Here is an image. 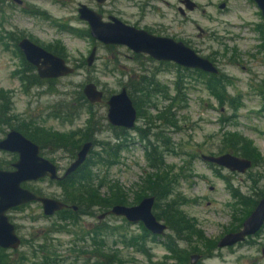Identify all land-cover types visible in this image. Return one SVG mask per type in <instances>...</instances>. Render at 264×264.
I'll return each mask as SVG.
<instances>
[{
  "label": "rangeland",
  "instance_id": "rangeland-1",
  "mask_svg": "<svg viewBox=\"0 0 264 264\" xmlns=\"http://www.w3.org/2000/svg\"><path fill=\"white\" fill-rule=\"evenodd\" d=\"M179 1L154 0L157 9L146 12L144 24L183 41L199 55L210 59L220 70L219 74L228 79L225 90L239 101L236 109L227 104L220 106L206 79L192 69L186 71L175 63L139 55L123 45H105L84 32L88 24L78 18L77 8L79 3L89 5L92 0H23L22 5L16 0H3L0 2V90L9 97V108L8 116L3 118V107H0V139L12 129L4 125L6 120H11L13 125L21 122L28 129L38 127L47 132L69 134L86 129L88 120L93 117L97 127L92 131L93 137L101 142L113 141L105 101L94 104L91 113L84 106L79 110L76 92L82 91L87 82H94L104 96H110L123 87L133 90L138 86L137 81L145 76L153 84L142 92L134 91L143 97L139 101L142 113L137 114L135 126L127 130L126 146L119 149L117 157L107 158L99 145L94 146L91 151L95 154H89L91 161L85 170L90 182L101 196L108 194L110 184L122 187L128 196L125 205H134L130 203L135 200L139 185L148 174L156 172L149 160L154 146L156 156L164 166H172L171 174L177 176L168 200L180 201L179 209L202 233V238L194 235L190 241H179L190 254L200 253L195 264H264V228L241 243L217 246L220 238L236 228L237 218L241 216L242 204L236 203L232 189L257 201L264 196L254 195L256 191L264 193V92L260 90L264 91V49L260 45L264 33L259 32V29L264 30V20L251 0H192L199 7L193 11L185 9V16L177 9L183 7ZM113 2L122 12V18L136 19L138 10L132 7L130 0L109 1L105 3V10H111ZM221 2H225L223 9L219 8ZM128 13H133V17L127 16ZM198 27L205 33L199 35ZM10 33L18 40L26 36L44 47H56L60 43L68 64L75 68L74 73L56 78L49 86L27 85L22 56ZM94 46L95 59L87 66L86 58ZM176 83L180 94L174 97ZM72 96L73 104L77 105L75 113L71 119L59 116L67 108L63 105L65 109L59 112L62 104L58 103ZM173 97L175 101L171 100ZM4 102L0 101L1 106ZM172 118L177 120L178 127L169 124L168 119ZM228 132L248 139L260 155L257 165L252 163L244 173L208 164L200 158L201 154L231 153L221 146V139ZM162 137L168 138L167 146ZM41 154L58 166L59 174L71 161L69 151L63 148L53 149L47 145L41 149ZM99 157L107 162H99ZM11 159V154L0 152V164ZM112 159L116 161L112 163ZM25 186L60 199L65 198L64 188L67 187L48 178ZM104 211V208L94 207L88 214H79L73 223L69 218L64 219V214L45 216L37 202L11 208L7 215L22 241L15 249L0 247V252L11 261L23 256L24 261L33 264L37 260L33 255L42 254L37 251H41L39 245L45 243L49 253H55L58 258L55 264H91L100 260L98 245L94 243L102 241L103 251H117V255L131 261L130 264H150L148 254L125 245L122 238H118V234L124 233L139 235L140 223L132 224L112 215L99 219L98 215ZM58 224L66 228L60 231L56 228ZM166 233L173 236L172 231ZM165 238H146L145 246L152 260L170 254L162 241Z\"/></svg>",
  "mask_w": 264,
  "mask_h": 264
},
{
  "label": "water",
  "instance_id": "water-1",
  "mask_svg": "<svg viewBox=\"0 0 264 264\" xmlns=\"http://www.w3.org/2000/svg\"><path fill=\"white\" fill-rule=\"evenodd\" d=\"M21 4L20 0H16ZM259 9L264 20V0H251ZM185 8L193 10L196 3L192 0H182ZM224 4H220L222 8ZM183 13L184 9L180 8ZM78 18L88 24L89 34L95 40L105 45H123L134 53H142L157 61H168L187 69H199L206 73L218 74L219 69L208 58L199 55L181 40L168 36H156L144 29L127 25L116 17L104 21L102 16L85 4L78 6ZM17 46L25 60L35 67L37 75L42 79H56L74 73L62 56L46 50L41 45L24 36L19 39ZM96 56L94 46L86 58L87 66H91ZM82 94L90 104L104 101V92L94 82H87L82 88ZM107 105L106 119L111 126L122 127L126 130L135 126L137 111L125 87L111 94L105 100ZM93 148L91 140L85 141L76 152L75 158L69 163L62 175L51 160L40 155L39 146L23 135L17 129L9 130L0 140V150L17 152L19 157L13 163L14 170H0V246L15 249L21 238L16 234L15 226L9 221L7 210L29 202H39L45 216H52L63 210L67 204L55 197L38 195L29 189L21 187L24 181L37 180L48 176L50 180H62L76 171L88 158ZM202 161L225 167L230 171L244 173L252 166V161L231 153L219 155L201 154ZM155 196L142 198L137 204L128 206L114 204L108 210L98 215L99 219L112 215L123 217L127 222L141 223L144 228L156 236L166 234L167 226L158 220L153 212ZM73 210L76 205H71ZM264 225V196L260 197L254 208L243 220L236 231L227 232L217 241V246H230L256 234ZM264 254V247L262 248ZM200 253L190 254V264H195Z\"/></svg>",
  "mask_w": 264,
  "mask_h": 264
},
{
  "label": "trees",
  "instance_id": "trees-1",
  "mask_svg": "<svg viewBox=\"0 0 264 264\" xmlns=\"http://www.w3.org/2000/svg\"><path fill=\"white\" fill-rule=\"evenodd\" d=\"M2 3L3 0H0ZM264 26V24H263ZM67 29V27H66ZM69 30H72L71 28H68ZM78 31L77 33H79ZM84 32L87 34L89 33V28L86 29ZM259 32L261 34L264 33V30L259 29ZM13 33L9 34V37L13 41H15L14 46L18 48L17 46V40L18 38L13 36ZM262 45L261 48L264 49V35L262 37ZM44 47V46H43ZM45 49L51 51L54 54H57L59 56L64 57L67 60V54L65 52L64 47L57 43L56 47H44ZM19 54L22 56V61L24 64V80L27 81V85H34V86H42L45 84L51 85L57 81V79H42L40 78L37 73L34 66L29 64L21 51L18 49ZM140 55V53H139ZM138 55V56H139ZM75 69V68H74ZM184 70L188 71L189 69L184 68ZM193 72H195L200 78L206 79V84L214 97L217 99L220 106H223L225 104L229 105L231 108L236 109L239 105V101L231 97L225 90L226 82L228 81L227 78L222 77L221 74H212V73H206L199 69H192ZM227 79V80H226ZM138 86L134 88L133 90H127L128 94L130 95L134 106L136 108L137 114L142 113V105L139 103V101H142L143 97L141 95L137 96L136 92L134 91H140L142 92L144 89L149 88L150 85H152V80L145 78V76H142L140 80L137 81ZM261 92H264L260 88ZM77 96L75 97L77 99V105L80 106L78 109L80 110L82 106L86 108V110L91 113L94 104H90L85 97L82 94L81 90H78L76 92ZM180 94V88L178 83H176V94L174 97L178 96ZM263 94V93H262ZM73 97L67 99L64 98L62 101H60L58 104L60 105L61 112L63 109V105L66 106L67 109H65V112L59 113V116H64L68 119H71V116L76 111V106L73 104ZM108 96H104V101ZM173 99L175 101L176 99ZM2 99L5 100V102L0 103V107H3V118L7 117L8 115L7 110L9 108V97L4 94L2 90H0V101L2 102ZM102 101V102H104ZM101 102V103H102ZM167 111L170 110V108L166 109ZM2 109L0 110L1 114ZM165 113V112H163ZM58 115V114H57ZM14 117V116H13ZM16 117H14L15 119ZM169 124L174 127H178L177 120L174 118L168 119ZM95 122L93 120V117L88 120V124L86 129H78L73 130L69 134H60L58 132L53 131H43L39 129L38 127H35L34 129H28L25 124L21 122H17V124L13 125L11 123V120L7 122L5 121L4 125L10 126L12 128H16L21 133H23L26 137L31 139L33 142L38 144L41 149L45 148V145L48 142V148L51 147L53 149L63 148L69 151L70 157L74 158L76 151L81 147V145L88 140H91L93 142V147L96 145L100 146L101 151L104 153L105 157L118 156V151L120 148H123L126 146V138H127V130L122 127H114L110 126V129L113 132V141L107 140L104 142L98 141L93 137L92 131L96 130ZM164 138V145H166L168 138ZM167 146V145H166ZM221 146L223 149L227 152H231L232 154L242 157V158H248L252 161L253 165H257L256 161L260 160V155L258 154L256 148H254L251 145V142L242 137L239 133H226L222 139H221ZM151 155H149V160L151 162V166L156 168L155 173L148 174L144 180L142 185H139L138 191L135 192V200L133 203L130 204H137L142 198L146 196L153 195L155 196V203L153 205V212L158 220H162L166 226L167 230L173 232V236L170 234H165L163 236H156L149 233L144 226L140 223L141 233L137 236H127V234H118V238H122V242L127 246H132L135 248V250H139L145 254H148L149 257V263L150 264H188L189 260V254L190 250L187 248H183L180 245V240L182 241H190L194 235L196 238H202V233L194 227L192 224V220L188 219L185 213L179 209V206L181 205L180 201H177L174 198H171L168 200V198L171 196L175 180L177 179V176L174 174H171L172 166H164V163L162 160L156 156V150L155 147H151L150 151ZM89 154L94 155L95 152L91 151ZM100 155V154H99ZM91 161V159L88 158L86 161L73 173H71L67 178L64 180L55 181L60 185L67 186L64 188L65 191V198L62 199L65 203L76 205L77 210L73 209H63L61 211H58L57 214H64V219L69 218V220H72L73 223L76 220L77 216L79 214H88L90 213L91 209L94 207H101L104 208V210H108L112 205L114 204H128L127 203V193L124 192L122 187H119L118 185H112L110 184L108 187V194L106 196H101L98 192V188L89 180L88 175L85 173L87 164ZM113 161L116 160H111ZM264 161V159L262 160ZM99 162L106 163L104 157H99ZM110 161L108 162L111 163ZM165 167L167 169H165ZM257 187V186H255ZM146 189V190H145ZM145 190V191H144ZM41 194V193H38ZM254 195L256 196H262L264 195L261 191L254 192ZM232 196L235 197L236 203L242 204V210H241V216L237 218V226L236 228L230 230V231H236L241 227V224L243 220L248 216V214L251 212V210L254 208L257 200L251 198L249 195H245L239 192L238 189H232ZM164 200L162 203L159 202V200ZM125 220V219H124ZM192 221V222H191ZM57 229L60 231L62 229H65V225L58 224L56 226ZM264 228V225L262 226ZM261 228V229H262ZM261 229L254 235L259 234ZM229 231V232H230ZM85 234H83L84 237ZM99 235V234H98ZM152 238V240H157L159 237L164 238L163 243L167 247V251H169L170 254L165 255L162 259L158 260H152L151 255L148 253V248L145 246L146 238ZM250 237V236H249ZM248 238V237H247ZM180 241V242H179ZM209 242H211L209 240ZM241 243V242H240ZM95 245H98V255H99V261L92 262L91 264H130L131 261L124 258L123 256L117 255V251H103V242L100 241L99 243H94ZM195 247V246H193ZM192 247V250L194 249ZM3 248V247H2ZM39 249L41 251H37L38 253L42 254H36L35 259L37 260L33 261V264H55L57 263L56 260H58L55 253H49L48 246L43 243L42 245H39ZM38 249V250H39ZM45 252H48L47 254H44ZM203 254V253H202ZM56 257V258H55ZM23 256L20 258V260L12 259V261L9 259L8 255H4L0 252V264H28ZM31 264V263H30Z\"/></svg>",
  "mask_w": 264,
  "mask_h": 264
},
{
  "label": "flooded vegetation",
  "instance_id": "flooded-vegetation-1",
  "mask_svg": "<svg viewBox=\"0 0 264 264\" xmlns=\"http://www.w3.org/2000/svg\"><path fill=\"white\" fill-rule=\"evenodd\" d=\"M21 1V4L20 5H22L23 4V0H20ZM111 2L112 0H92V3H89V5H87V4H85L86 6H88L89 8H91V9H93L94 11H96L97 13H99L101 16H102V19L104 20V21H108L109 19H110V17H116V18H118L119 20H121L122 22H124L125 24H127V25H130V26H133V27H135V28H137V29H144V30H146L147 32H149V33H151V34H153V35H156V36H167V35H163V33L160 31V30H154V29H151V28H149V27H147L145 24H144V18H145V14H146V12L148 11V10H152V11H154V10H156L157 8H156V6H155V2H154V0H140L139 2H135L134 0H130V4L132 5V7H135L137 10H138V15L136 16V19L135 20H133V21H129L128 19H125V18H122V12L121 11H119V10H117L116 9V7L114 6V3L115 2H113V6H112V8H111V10H105V3H108V2ZM182 5H183V7H181V6H178L177 7V9H178V11L180 12V14L182 15V16H185L186 15V11H185V6H184V4L182 3V0H180L179 1ZM80 4H83V3H79L78 4V6L80 5ZM220 4H224V6L222 7V8H220ZM219 4V8L220 9H223L224 7H225V2H221ZM92 6V7H91ZM199 6H198V4L196 3V7L193 9V10H196L197 8H198ZM95 8V9H94ZM180 8H182V9H184V11H183V13L180 11ZM186 10H188V9H186ZM193 10H188V11H193ZM77 11H78V8H77ZM78 13V12H77ZM133 15V13H128V15L127 16H130V17H133L132 16ZM156 27H159V24L157 23V25H156ZM198 30H199V35H202V33H205L204 32V30H202L201 28H199L198 27ZM24 37V36H23ZM168 37H170V36H168ZM22 38V37H21ZM19 40H17V42H18ZM43 47V46H42ZM19 49V48H18ZM47 50V49H46ZM210 60V59H209ZM67 61V60H66ZM211 61V60H210ZM219 73H220V70H219ZM12 129H16V128H12ZM23 134V133H22ZM6 135V134H5ZM24 135V134H23ZM5 137V136H4ZM4 137H2L1 139H3ZM28 138V137H27ZM0 139V140H1ZM31 140V139H30ZM38 145V144H37ZM48 145V142H47V144L45 145V147ZM39 146V145H38ZM39 149H40V155L42 156V154H41V148H40V146H39ZM43 150V149H42ZM78 151V150H77ZM76 151V152H77ZM0 152L1 153H9V154H11L12 155V157H13V160L11 161L10 160V162H8V163H3V164H0V170H7V171H11V170H14V167H13V163L18 159V157H19V155H18V153L17 152H10V151H6V150H0ZM75 155H76V153H75ZM42 157H44V156H42ZM44 158H46V157H44ZM74 158H75V156H74ZM74 158H71V161L74 159ZM46 159H48V158H46ZM70 161V162H71ZM69 162V163H70ZM54 163V162H53ZM55 164V163H54ZM69 165V164H68ZM57 166V165H56ZM68 166H66L64 169H63V172H62V174L65 172V170H66V168H67ZM57 168H58V166H57ZM60 173V169L58 168V174ZM62 174H59V175H62ZM68 177V176H67ZM66 177V178H67ZM43 178H48V176H46V177H43ZM43 178H39V179H37V180H30V181H24V182H22L21 183V187H23V188H26V189H29V188H27L25 185L26 184H32V183H35V182H37L38 180H41V179H43ZM49 179V178H48ZM50 180V179H49ZM62 180H64V179H62ZM52 181H59V180H52ZM61 181V180H60ZM30 191H32V192H34V193H36V194H38V193H40V192H38V191H34V190H31V189H29ZM38 195H42V194H38ZM58 199H60V198H58ZM60 200H62V199H60ZM63 201V200H62ZM35 202V201H34ZM29 203H33V202H29ZM29 203H25V204H29ZM37 203H39V202H37ZM25 204H22V205H25ZM40 204V203H39ZM67 204V203H66ZM22 205H18V206H22ZM18 206H16V207H18ZM40 206H41V204H40ZM16 207H13V208H16ZM41 208H42V206H41ZM11 209V208H10ZM65 209H72V207H71V204H67V206L64 208V210ZM9 210V209H8ZM7 210V211H8ZM77 210V209H76ZM43 212V211H42ZM57 213V212H56ZM6 214H7V212H6ZM9 218V217H8ZM9 221H10V219H9ZM11 222V221H10ZM12 223V222H11ZM15 226V225H14ZM167 232V231H166ZM165 235V234H164ZM21 241H22V239H21ZM20 244H21V242H20ZM20 244H19V246H20ZM18 246V247H19ZM1 247V246H0Z\"/></svg>",
  "mask_w": 264,
  "mask_h": 264
}]
</instances>
